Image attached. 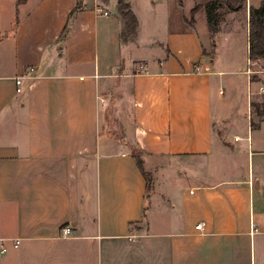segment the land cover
<instances>
[{
  "label": "crops",
  "instance_id": "obj_1",
  "mask_svg": "<svg viewBox=\"0 0 264 264\" xmlns=\"http://www.w3.org/2000/svg\"><path fill=\"white\" fill-rule=\"evenodd\" d=\"M127 1L124 40L119 0H0V264H264L263 0L214 36L206 3ZM240 44L249 67L225 64ZM120 49L144 53L127 66Z\"/></svg>",
  "mask_w": 264,
  "mask_h": 264
},
{
  "label": "trees",
  "instance_id": "obj_2",
  "mask_svg": "<svg viewBox=\"0 0 264 264\" xmlns=\"http://www.w3.org/2000/svg\"><path fill=\"white\" fill-rule=\"evenodd\" d=\"M224 2L233 10H239L247 5V0H225ZM220 6V0H210L205 5L208 25L212 36H214L219 30L220 18L218 9ZM118 10L124 22L121 36L124 40H127L136 34L139 20L136 13L132 9L130 2L127 0H119ZM263 56L264 0L260 6H250V59L254 60ZM252 104L255 105V102L253 101ZM138 160L139 164L142 165L141 160L139 158Z\"/></svg>",
  "mask_w": 264,
  "mask_h": 264
},
{
  "label": "rangeland",
  "instance_id": "obj_3",
  "mask_svg": "<svg viewBox=\"0 0 264 264\" xmlns=\"http://www.w3.org/2000/svg\"><path fill=\"white\" fill-rule=\"evenodd\" d=\"M207 1L210 0H195V2H201L202 4L207 3ZM225 0L221 1L220 0V4L221 6L219 7V14L223 17H226V15L230 12V11H237V10H233L232 8H230L225 2ZM247 5H248V0H247ZM245 7L240 8L238 11H244ZM234 14H231V16ZM240 24H238V30L239 33H243L244 29H246V22L244 21V17L241 16L239 18ZM220 43H223V38L221 37L220 39ZM224 50L223 54L225 56V64H228L230 66L233 67H241V68H246L249 67V57L247 54V49L246 46L244 44H240L237 45V49L236 48H232L229 49L227 45H224ZM119 55L124 58L126 61L127 66L130 63V59L131 58H135V57H139V55L144 53V50L139 49V50H134L129 52L124 51L123 49H120L118 51ZM233 58V59H230ZM254 62V64H253ZM251 66L252 70H256L254 73L251 74L252 79L254 80V83L251 84V99L255 102V105H253V111H254V119L255 121H258L261 118H264V92L261 91V86L264 85V60L263 63L260 62V60H253L251 61ZM235 76H233V78H236L239 76L240 80L242 79V83L239 80V89H238V98L239 101L240 99H242L243 94L246 92V81L244 80L243 82V76L242 73L239 72L238 74H233ZM245 75V74H244ZM247 75V74H246ZM231 79V78H229ZM115 130H119L116 123L114 126ZM122 133V131H117ZM123 135V133H122ZM120 134V136H122ZM140 154V151H139Z\"/></svg>",
  "mask_w": 264,
  "mask_h": 264
},
{
  "label": "built area",
  "instance_id": "obj_4",
  "mask_svg": "<svg viewBox=\"0 0 264 264\" xmlns=\"http://www.w3.org/2000/svg\"><path fill=\"white\" fill-rule=\"evenodd\" d=\"M103 14L108 15L110 14V11L108 9H103L102 7L98 8ZM36 66L35 65H28L25 68V71L22 74L17 75L16 77V82L18 84L17 90L20 91L21 88V83L23 82L24 79H30L32 77H34L35 75V71H36ZM197 69H200V66L197 65ZM261 91L264 92V85L261 87ZM202 225L198 224L196 225L197 228H200ZM71 233V227L66 225L62 228V234L64 236H67Z\"/></svg>",
  "mask_w": 264,
  "mask_h": 264
}]
</instances>
